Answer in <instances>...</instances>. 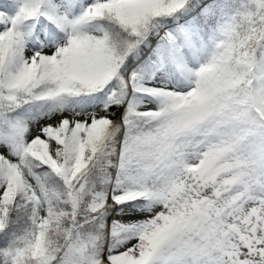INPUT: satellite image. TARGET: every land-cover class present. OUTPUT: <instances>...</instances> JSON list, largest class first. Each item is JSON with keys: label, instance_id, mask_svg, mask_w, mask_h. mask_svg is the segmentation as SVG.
Returning <instances> with one entry per match:
<instances>
[{"label": "snow or ice", "instance_id": "obj_1", "mask_svg": "<svg viewBox=\"0 0 264 264\" xmlns=\"http://www.w3.org/2000/svg\"><path fill=\"white\" fill-rule=\"evenodd\" d=\"M0 264H264V0H0Z\"/></svg>", "mask_w": 264, "mask_h": 264}]
</instances>
